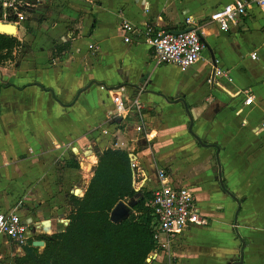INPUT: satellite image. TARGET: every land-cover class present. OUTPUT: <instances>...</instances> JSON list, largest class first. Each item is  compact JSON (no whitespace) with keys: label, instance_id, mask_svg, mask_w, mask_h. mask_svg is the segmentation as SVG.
<instances>
[{"label":"crops","instance_id":"0c3cea01","mask_svg":"<svg viewBox=\"0 0 264 264\" xmlns=\"http://www.w3.org/2000/svg\"><path fill=\"white\" fill-rule=\"evenodd\" d=\"M234 1L78 0L77 32L64 18L43 23L24 70L0 67V213L17 209L30 242L63 232L69 196H84L98 153L121 148L138 160L143 189L158 188L156 172L165 169L209 222L178 234L171 256L160 253L154 264H264V10L252 6L223 32L212 14ZM187 19L202 35L201 60L187 69L156 65L144 23L173 32L190 28ZM122 21L140 30L129 43ZM67 42L48 66L53 45ZM214 68L225 75L209 84ZM115 91L139 96L142 113L112 117ZM186 106L196 114L193 134ZM24 247L1 237L0 264H15Z\"/></svg>","mask_w":264,"mask_h":264},{"label":"trees","instance_id":"16d2710c","mask_svg":"<svg viewBox=\"0 0 264 264\" xmlns=\"http://www.w3.org/2000/svg\"><path fill=\"white\" fill-rule=\"evenodd\" d=\"M2 15L0 9V19ZM21 46L17 36L0 33V67L15 62ZM70 48L67 42L57 51L61 54ZM130 155L121 148L98 153V164L84 196H69L73 210L65 230L42 236L46 243L42 252L31 241L15 264H148L157 248L156 217L149 206L152 193L136 192L133 186ZM129 200L133 203L130 216L112 222V211Z\"/></svg>","mask_w":264,"mask_h":264},{"label":"built area","instance_id":"2783aa9c","mask_svg":"<svg viewBox=\"0 0 264 264\" xmlns=\"http://www.w3.org/2000/svg\"><path fill=\"white\" fill-rule=\"evenodd\" d=\"M50 0H0V9L3 11L0 22L14 24L20 27L27 21L28 16L37 8ZM256 6L264 10V0H236L212 14V21L216 22L223 32H228L232 25L248 15V10ZM191 19L186 21V27H192ZM144 36L154 52L156 65H175L181 69H187L198 63L205 49L202 35L194 28L190 32L171 33L158 30L156 26L145 22ZM193 28V27H192ZM121 30L126 35L125 42H131V35L140 30L127 21H122ZM89 49H95L94 45ZM256 60L258 55L252 54ZM214 75L207 79L213 84L216 77L225 75V70L214 68ZM102 90L106 88L101 87ZM254 97L248 95L244 105L250 106ZM113 111L112 117H127L132 110L140 115L143 111V103L139 96L128 97L123 91L112 93ZM132 181L136 192L144 188L145 176L137 159L131 162ZM158 188L153 190L149 206L156 217L154 224V240L157 248L150 258H157L160 253L171 256L175 237L188 229L194 227H205L209 225L207 218L202 214L194 193L187 187L174 185L170 181L167 170L160 169L157 173ZM17 210V209H16ZM16 210L4 214L0 213V238L5 237L19 247L27 246L32 238L30 224L26 223ZM67 227L68 223L63 222Z\"/></svg>","mask_w":264,"mask_h":264},{"label":"rangeland","instance_id":"374dc122","mask_svg":"<svg viewBox=\"0 0 264 264\" xmlns=\"http://www.w3.org/2000/svg\"><path fill=\"white\" fill-rule=\"evenodd\" d=\"M76 1L78 0H52L51 3H48L42 6L40 10L34 16L30 17V18H34L33 20L29 18L24 24L20 25V27L18 28L20 31V35H16V36L22 41V46L17 52L16 61H20L21 65L20 64L13 65L10 63L8 65L9 66L12 65L11 69L15 70V68H18L21 70V68H23L22 70H24L26 66L25 64L30 60L29 59L31 57L30 54H33V50L38 47L40 40L44 38L43 35L46 34L44 33V31H47L46 29L42 31L43 23H46L48 25L47 27H50L52 23H56L60 19L64 18L65 20L72 21V22H69V21H64V22L68 24L70 28H72L73 32H77V30L74 29V26L79 23V20H78L79 17H77L76 15H73L72 13L74 12V8L78 6L75 3ZM79 1H82V0H79ZM31 35H33V37ZM46 51H48V49L44 50V52ZM51 52H52V55L49 56V59L47 62L48 66H53L57 64L58 59L56 60V57L61 59L62 56L64 55L62 53L60 54L57 51V47L55 45H53ZM41 59H44V57H41ZM40 61H43V60H40ZM117 121H119V119H117ZM156 176H157V172H156ZM143 190L147 192L146 189H143ZM130 202L132 201L129 200L125 202V204L128 206ZM40 248H43V247H40ZM155 259L156 258L154 256L153 258H149L148 264H154Z\"/></svg>","mask_w":264,"mask_h":264},{"label":"water","instance_id":"95a60500","mask_svg":"<svg viewBox=\"0 0 264 264\" xmlns=\"http://www.w3.org/2000/svg\"><path fill=\"white\" fill-rule=\"evenodd\" d=\"M8 26L14 27L11 24H5V23L0 22V27H8ZM193 29L194 28L190 27V28H187V29L182 30V31H173L171 33H175V34L185 33V32H190ZM1 34L15 36V35H12V34H7V33H1ZM202 40H203V38H202ZM213 75H214V71H213ZM186 112H187V114L189 116V119H190L189 132L193 134V126L195 124L196 114H195V112L193 110H189L188 106H186ZM130 157H131L132 160L135 158L134 154H131ZM218 174H219L218 178L221 181V185H222L223 188H225L223 180H222V174L220 173V171H219ZM132 205H133L132 202H130V204L128 206L124 202L119 203L116 206V208L111 213V217H110L111 221L114 222V223H118V222H121L122 220L126 219L127 217H129L130 214H131ZM45 245L46 244H45L44 241H35V242H33V246L37 247V248L45 247ZM235 264H236V262H235Z\"/></svg>","mask_w":264,"mask_h":264},{"label":"bare ground","instance_id":"6f19581e","mask_svg":"<svg viewBox=\"0 0 264 264\" xmlns=\"http://www.w3.org/2000/svg\"><path fill=\"white\" fill-rule=\"evenodd\" d=\"M11 25H13L14 27L12 26L0 27V32L15 35L17 32V26L14 24H11Z\"/></svg>","mask_w":264,"mask_h":264}]
</instances>
